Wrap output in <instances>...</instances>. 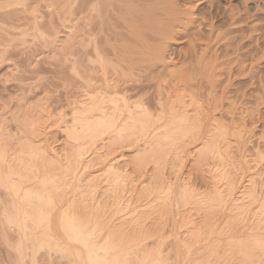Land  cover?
<instances>
[{"label": "bare ground", "instance_id": "bare-ground-1", "mask_svg": "<svg viewBox=\"0 0 264 264\" xmlns=\"http://www.w3.org/2000/svg\"><path fill=\"white\" fill-rule=\"evenodd\" d=\"M17 1L32 10L34 28L46 45L51 44L50 38L46 39L51 35H46L55 28L47 26L57 18L72 24L71 35L83 34L79 36L81 40L70 37L74 38L70 44L75 49L66 55L73 58L70 82L76 86L75 95L73 99L65 96L66 103L61 100L64 105L58 113L51 115V109L45 106L49 124L39 116L44 115L40 111L44 105L35 109L39 115L32 109L36 104L25 106L27 110H0V234L14 253L13 264H168L171 257L169 253L164 255L163 245L145 249L143 256L138 250L141 257H136L134 249L142 243L130 241L125 236L126 226H114L108 213L120 215L123 220L130 217L132 221L125 218L126 223H135L146 211L144 206H140L143 213L138 211L139 206L130 208L132 200L128 199L132 198H124L127 185H133L134 179L132 173H127V165L124 168L119 163L124 148L134 146L133 173L143 175L151 162L161 168L166 150L183 149L184 140L190 145L200 142L198 150L205 160L222 157L227 154L225 150L235 147L238 160L233 162L238 178L225 181V190L217 187L213 197L204 201L202 194L189 187L177 190L173 188L177 185L167 183L153 190L157 185L153 188L151 179H147L151 181L139 195L155 193V209L164 214L176 207L180 213L179 205L189 207V211H202L204 204L211 208V218L216 211H224L234 217L238 226L242 223L243 232L236 226L241 236L236 230L239 236L229 246L249 264L253 262L254 249L264 252V169L256 171L248 161L250 148L264 159L259 143L252 146L254 129H248L250 122L260 118V112L255 114L246 107L251 101L247 93L251 87L258 94L255 99L264 101V52L256 60L254 51L246 48L247 41L256 34L264 39V25L255 24L264 19V0ZM221 1L227 8L221 7ZM8 7L11 5L5 9ZM40 7L49 9V13L43 14ZM82 25L87 27L86 32H80ZM77 28L79 32L73 31ZM180 41L187 44L183 53L176 52L183 59L182 66L168 53L170 45ZM6 52H0L1 59ZM219 119H228L229 123ZM47 124V128L66 134L70 150H65L64 156L48 146L44 137L48 129L42 131ZM92 155H99L101 165L93 171ZM242 167L246 169L244 174H240ZM162 168H157L154 175L162 173ZM221 174L220 180L224 177ZM155 176L154 182L162 181L164 174L154 180ZM248 178V184L241 186V181ZM101 191L114 200L111 208L106 201L101 203ZM105 215L108 219H104ZM211 226L210 233H214L216 227L212 222ZM187 250L175 254L173 260L177 262L171 264H203L187 256Z\"/></svg>", "mask_w": 264, "mask_h": 264}, {"label": "rangeland", "instance_id": "rangeland-1", "mask_svg": "<svg viewBox=\"0 0 264 264\" xmlns=\"http://www.w3.org/2000/svg\"><path fill=\"white\" fill-rule=\"evenodd\" d=\"M4 1H5V3H3V4L0 3V5H1L0 13L2 14V15L0 14V50L2 52H3V50H4V52L7 50V52L3 56V58H4L3 61H2L3 58L2 59L0 58L1 59L0 60V110H2L3 112H4V110H3L4 108H5V111H8L10 109H12V111L14 109L19 111L21 108L24 110H27L25 108V106L28 108V107H30V106H28L30 104L31 105L36 104L38 106L40 104V106L44 105V106H42L44 109L43 108L40 109L41 108L40 106H39V108H37L38 106L36 107V105H33L36 108H34L32 106V109H34L35 114L37 112V111H35V109H38V110L40 109V111L42 110L44 115H45V106L46 105H47L46 106L47 108L49 107L51 109L50 110L48 108V110H50L51 115L54 114L55 112L58 113L59 111L62 110L61 105L62 104L64 105V102L66 103V100H64L66 98L65 96H68L70 99H73L72 97H74V96H72V95L75 93L74 91L76 89V86H73L75 84H73V82H70V81H72L71 77H73V74L71 72L72 70H70L71 69L70 66L72 63V61H70V59L72 60L73 58L71 56L66 57V55L68 56L70 54V52L75 49V47L71 46V44H70L71 40L73 41L74 38L70 39V37L73 36V37L78 38L83 33H81V34L79 33L78 36H77V33L75 35H73V34L71 35V33H72L71 31L73 28L70 26H72V24H70V22L66 23L67 21L63 22L64 18H62V20L57 18V20L55 19L52 22V23H54V25L52 23H50V25H48L49 27L47 26L48 29H50V28L52 29L55 27L57 30L54 28L53 33L51 32L52 30H50V32H51L50 33L49 30L45 27V29H47V31L49 32L48 35H46V36L51 35V37H53L52 39L50 36L48 38L44 37L46 39L50 38L49 40H51L50 41L51 44L48 43L47 42L48 40H47L46 42L48 44L46 45V43L41 41L43 39L41 37V35L37 34V33H39L38 30L34 28V26L36 27L35 22H33V18H34L33 16L34 15L31 13L32 10H30V11L27 10L29 8H28V6H26V3L25 4L21 3V4L26 6L27 8L20 6L21 4H19V3H16L17 0H11V1H15L13 3L10 2L9 0H2V2H4ZM0 2H1V0H0ZM17 4L19 5V7L16 6ZM27 4H28V2H27ZM10 5H11V7H8L5 9V7L10 6ZM221 7L227 8L226 2L221 1ZM24 8H25V10H24L25 12H23ZM39 9H40V11L43 12V14L44 13L48 14L49 13L48 11H50L49 9L44 8V7H42V8L40 7ZM14 11H16V13ZM27 11L30 14H27L28 13ZM42 12H40V13H42ZM25 15L27 16V18H25L26 17ZM20 19L21 20L23 19V20L21 21ZM263 20L264 19L257 20L256 21L257 23L255 22V24H257V25L260 24V26H263L264 25ZM61 21L63 22L64 26L61 23ZM57 24H58V26H57ZM66 24H68V25H66ZM51 25H53V26H51ZM45 26H46V24H45ZM68 26H69V28H67ZM79 28H77L78 30L75 29L73 31L79 32ZM85 28L87 30V27L82 25V27L80 28V32H86ZM75 32H73V33H75ZM36 34L39 37V39L37 37L38 40L37 39L34 40V38H36L35 37ZM261 34H262V32H261ZM236 36H238V34ZM256 36H258L257 40H256ZM40 37H41V39H40ZM254 37L255 38L251 39L250 41L245 40L244 43L246 41L248 42V43L246 42L247 43L246 48L248 50L252 49L254 51L255 59L257 60L260 58V56L262 57V55H263V52H264V49H263L264 48V43H263L264 41L263 40L264 39L259 34L258 35L256 34ZM80 38L81 37H79V40H81ZM181 41H180V43H178L179 42V40H178L177 44H175V42L172 43V45H170V47L171 46L172 47L168 49V53H170L169 55H171L172 58L174 57V59L177 58L174 61H176L180 66H182L181 62L183 63V61H182L183 59L180 60V58L177 57L176 52L179 51L178 54L180 52L183 53L187 49V47H185L187 44L183 43ZM173 44H174V46H173ZM237 44H240V43L237 42ZM248 47H250V48H248ZM182 50H184V51H182ZM173 52H174V54H173L174 56H172ZM64 53H66V54L63 55ZM67 53H69V54H67ZM6 54H7V56H5ZM0 55H1V53H0ZM64 56L66 57L65 59H64ZM67 58L69 59V61ZM64 60L68 61V62H65ZM263 65H264V63H262V65H261L262 66L261 68L263 69L261 72L262 74H264V66ZM247 91H249V92H247L248 93V99L251 101L249 104H247L248 106L246 105V107H248V109H250V111L254 110V112L253 111H251V112H253L255 114L260 112V118L259 119L255 118L257 122L254 120L255 122L253 121V122H250V124H248L249 125L248 129L249 130L254 129V134L256 135L252 139L254 141L252 146L259 143V146L261 148L260 151L264 153V105H263L264 101L260 102L257 99H255L254 95L258 96V94L253 91L252 87L250 88V90L248 89ZM61 100H63L64 102L61 103L62 102ZM225 107H226L225 109L230 108V107L228 108V106H225ZM47 108H46V110H47ZM60 108H61V110H60ZM58 109H59V111H57ZM48 110H47V114L49 115ZM258 110H260V111H258ZM40 111H38V112H40ZM52 111H53V113H52ZM65 111L68 112V109ZM38 112L36 115L40 114ZM47 114L45 116L42 114L39 115V116H42L43 119H45V120H43L41 118L43 120V122L47 121L46 120V116H48ZM39 116H37V117H39ZM70 117L71 116H68V118H70ZM219 117L220 116H218V118ZM41 119H39V121ZM47 119H48V117H47ZM68 120L70 121L71 119H68ZM224 120L225 119H222L220 121L223 122ZM226 121H224V122L229 123L228 119H226ZM47 122L49 124V121H47ZM160 123L162 124V122H160ZM48 124H47V126L45 125L46 128H44L45 126L42 127L43 132H44V130L48 129L44 132L45 136L44 135L43 136L46 137V139H47L46 142L48 143V146L52 150H57L61 155L64 156L65 155L64 153H66L64 151L70 150V148L68 147V142L66 140L67 139L66 134L64 135L63 133H61L59 130L55 129L54 127L51 129L47 128ZM184 141H185V143L188 142V140H184ZM180 143H182V142H180ZM185 143L183 146H181L183 149H180V150L178 149V147L177 148L173 147L172 149L170 147H169V149L167 148L168 149V150H166L167 154H166V152L164 154L165 159H166V161L164 160L165 166L162 164L163 165L162 166L163 168L161 167L162 173L158 172V174L156 175L159 178V176L162 177L164 174V176L162 177L163 178L162 181H159L157 179L160 183H158V181L156 180V176L154 175L157 173V170H156L157 168L161 171V168L158 167L159 165H155V163L152 164V162H151V164H149V166L147 165L148 170L147 169L146 170L148 172L145 171V174L147 173L148 175L146 174V176H145V174L141 175L139 173H133L135 170H134L133 164L131 163V159L135 156V153L133 151L134 146L131 147V149L124 148L122 150L121 153L123 154L124 157H123V159L121 158L122 160L119 159L120 160L119 163L121 165H124L123 166L124 168L127 165V167L125 168L127 173H129V174L132 173L131 175H133V178H134V179L132 178L133 179V185H131L132 183H129V185H127L128 187H126L127 189L125 192L126 194H124L125 195L124 198L127 197L126 195H128V197L132 198V199H128V200H132L129 202L132 204L130 208L139 206L138 211H141V212L143 210H146V211H144L145 213L142 212L143 214L140 213L142 216H139L141 218L138 219V221L140 220V222L142 220V222H141L142 224L138 221H135V223L134 222L126 223V221H125L126 219H127V222H129L128 219L131 221H132V219H130V217L129 218L124 217V220H123L122 216H120V215L117 216V214L114 215V213H112L114 216L111 213H108V216H110L109 220L110 219L112 220V223H114V226L115 225L116 226L124 225L123 227L126 226L125 228H127V229L124 228L125 236H127V238L130 239V241L134 242L135 244L136 243L138 244L139 241H140L139 244L142 243L141 245H139V248L136 247L137 249L136 248L134 249L135 251H137V252H135V254H137L136 257H138L139 253H141V252L143 253L145 249L147 251V250H150V248L156 249V247L163 245L162 249L164 248V251H163L164 255H167V253H169L168 256L171 257V259L168 257V260L169 259L171 260V261L167 260L169 262L168 264H171V262L173 263L174 262L173 259H175L174 257L177 256L178 254H181L182 253L181 251L185 250V253H186L187 249L189 250V251L187 250L188 251L187 256H190L193 259L195 258L196 261L198 258V263L203 262V264H247L249 261L247 262V260H245V258L243 257L242 254H240L234 248H231V246H229L230 243L235 242L237 240V237L239 235L241 236L240 231L243 232V230L241 228L242 223H241V226H238L237 225L238 222L234 223V222H236L235 219H233L234 217L231 218L230 215L228 216L226 212H224V211L221 212L220 210H218V211H216L217 215H214L215 217L214 218L212 217L213 218L212 219L211 216H209V214H208V213H210L208 211L209 208H206V206L204 204H203L204 209L202 211H199V210L198 211L197 210L189 211L190 210L189 207L184 208L183 206L179 205L180 207L178 206L179 207L178 209H179L180 213L183 211L185 212L186 210L187 211L185 213L183 212L181 214L177 213V211H176L177 207H176L175 210L171 209V211L164 214L163 212H160L158 210L156 211V209H155V205L158 204V202H156V204L154 203L155 202L154 201L155 200V198H154L155 193H150L151 195L148 194V196H150V198H147L148 196H146V194H144V196L147 198L146 200H145V197L141 196L143 194L142 192H144L143 189L146 188L147 184H149V181L152 180V184H150V185H153V188L157 185V188L155 187L153 190H156V189L158 190L160 186H162V187L168 186V184L170 186L172 185V187L174 185L175 186L177 185V187H173L174 189L176 188L177 190L178 189L181 190V189H184L185 187H189V188H192V190L196 191L197 194L198 193L200 195L202 194L200 196V198H202L204 201V199H207L209 197L210 198L213 197V195L216 192L215 190H217L216 189L217 187L218 188L220 187L219 188L220 190H223V189L225 190L226 188H224V187L227 186V184H225L226 183L225 181H227V183H228L230 180L234 181V179L238 178V177L236 178L237 172H236L235 165L233 162L234 160L235 161L238 160V158H237L238 153H236L238 150H236L235 147H231V149L228 148L229 150H225L227 152V154L223 155L222 157L211 156L210 158L208 157L205 160L204 158L201 157L202 152L200 150H198L201 148L200 142L197 144L194 143L193 145L192 144L190 145L189 143L188 144L187 143L185 144ZM182 144H180V145H182ZM140 147H141L140 149L144 148V146H142L141 142H140ZM250 150H248L249 151L248 156L250 157V158H248V161L251 163L250 165H252L254 170H256V171L259 170L261 167H262L261 169H264V159L260 158L256 155V153H257L256 150H252L251 148H250ZM167 155H168V159H167ZM99 158H100L99 155L98 156L92 155L90 157L91 161L94 160L92 162L95 164V165L93 163H92L93 165L91 164L92 167L90 166L91 169L89 168L91 171L100 168L101 165H99L100 164ZM96 159H97V161H96ZM203 159H204V161H203ZM128 162L130 165L128 164ZM97 163H98V165H97ZM132 167H133V169H132ZM239 167L241 168V166H239ZM242 168L243 169H240L241 170L240 174L241 173L244 174V172H246V169L244 167H242ZM219 173L220 174L222 173L221 175H224V177L222 176L221 180H220L221 177L219 178V175H218ZM152 175L155 176L154 180H156L155 182H157V183H155L153 181L154 176H152ZM243 177H244V175H243ZM140 179H142V180H140ZM147 179H151V180L147 181ZM218 179H219V181H218ZM142 181L146 185L142 184ZM248 182H249V178L243 179L241 181V186H242V184L245 186L246 184H248ZM162 183L163 184L165 183V184L163 185ZM182 185H183V187H182ZM162 187L160 189H162ZM150 189H151V186H150ZM129 190H130V194H129ZM127 191H128V193H127ZM131 191H132V193H131ZM151 192H152V190H151ZM139 193L141 195H139ZM152 194H154V196H152ZM129 195H131V196H129ZM98 197H99V199L102 198L100 200L102 204L107 203L106 205L108 206V208H111L112 205L114 204V202H113L114 200L112 198L110 199V197L108 195H104L102 193V191L99 193ZM198 197H199V195H198ZM127 198H126V200H127ZM149 199H151V200L149 201ZM102 200H104V201H102ZM105 201H106V203H105ZM149 202H151V203L149 204ZM147 204H149L150 206ZM153 204H154V206H153ZM110 205H111V207H110ZM140 206L141 207L144 206L143 207L144 209L143 208L140 209ZM174 208H175V206H174ZM181 208H182V210H181ZM187 208H189V209H187ZM147 209H149V210L147 211ZM189 212H191V214ZM108 216L105 215L104 219H108ZM144 216H146V217H144ZM121 220L123 223L121 222ZM137 222L140 224H136ZM211 222H212V225H215V227H216L214 233H210V231H211L210 229L212 228V226L210 227ZM206 224L209 226H207ZM236 226L240 227L241 230L239 229L240 230L239 231L238 227H236ZM234 229H235V231H234ZM236 230L239 231V233H238L239 235L236 233V232H238ZM242 234H244V233H242ZM136 237H137V239L138 238L139 239L136 240ZM231 238H235V239H231ZM1 240H2V236L0 234V264H13V262H12L13 261L12 255H14L13 251L11 252V250L7 246L8 249L10 250L9 251L6 247V244H4V241L3 240L1 241ZM134 243H133V246H135ZM158 243H159V245H157ZM140 246L142 247V249ZM180 247L183 248L184 250L181 249V251L180 250L178 251L177 248H180ZM230 248H231V250H230ZM138 250H140V252ZM261 252L262 251L259 248L254 249V251H253L254 256H253V260H252L253 262L250 261V264H252V263L253 264H264V254H263L264 252H262V253ZM7 254H9V255H7ZM175 254H177V255H175ZM140 255L143 256L144 253L140 254ZM140 255H139V257H141ZM206 255H208V256H206ZM198 256L200 257V259ZM176 262L177 261L175 260L174 263H176Z\"/></svg>", "mask_w": 264, "mask_h": 264}]
</instances>
